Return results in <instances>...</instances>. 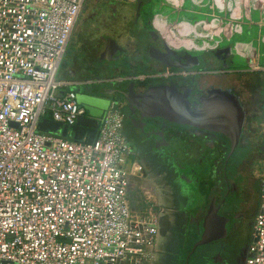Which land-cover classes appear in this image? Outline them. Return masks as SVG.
<instances>
[{"label": "built area", "instance_id": "1", "mask_svg": "<svg viewBox=\"0 0 264 264\" xmlns=\"http://www.w3.org/2000/svg\"><path fill=\"white\" fill-rule=\"evenodd\" d=\"M85 1L0 0V264L155 263L161 213L141 186L130 204L145 169L122 110L111 104L91 144L37 128L88 118L74 88L90 81L58 77ZM242 264H264V177Z\"/></svg>", "mask_w": 264, "mask_h": 264}, {"label": "crops", "instance_id": "2", "mask_svg": "<svg viewBox=\"0 0 264 264\" xmlns=\"http://www.w3.org/2000/svg\"><path fill=\"white\" fill-rule=\"evenodd\" d=\"M98 1L103 2L106 8L104 12L100 11L101 16L96 14L99 10L95 7ZM163 1L172 8L165 9L159 0H133L127 3L86 0L59 64L58 77L77 82H98L99 78L106 80L103 73H98V67L107 68L116 61L115 55L104 56L107 45L110 43L116 47L130 44V49H133L138 45L133 43L134 36H141L139 64L132 66L133 69L127 73L115 71L114 75L126 78L129 82L134 79V75L148 74L151 78L150 87L164 90L168 86L173 94L164 125L169 131L167 138L175 141L172 144L174 152L169 157L165 156L160 163L142 160L148 171L147 178L144 183L134 178L129 195L132 208L139 209L141 186L161 209V220L166 219V228L163 233L160 229L157 239L158 253L154 264H242L247 254L264 177V158L256 160L260 155L264 157V43L256 45L253 38H245L233 48L229 45L230 55L224 66L212 62L210 53L215 52L216 47L228 44L220 42L222 34L209 30L210 20H207L213 14L234 11L235 7H254L259 5L258 0H236L231 1V4L227 0ZM183 5L184 9L176 8ZM85 10H88V18L82 16ZM119 14L125 17L120 18ZM204 22L207 24H200ZM214 37H219L217 43L215 40L214 43L210 41ZM161 40L169 51L183 57V64H189L187 57H190L201 69L187 67L184 74L188 76L172 80L161 78L159 73L163 68L156 60V53L153 51L148 54L150 47L163 51ZM167 62L176 64L172 57ZM210 62L218 68L217 75L209 76L207 71ZM174 87L180 93L196 88V97L199 98L200 95L208 97L212 89L221 99L226 95H234L233 98L244 110L243 115L251 118L253 124L248 127L247 135L239 144L238 153L232 156L226 175L221 177L213 194L209 193V199H218L223 216L217 213L220 222L212 219L205 244L200 242L205 227L197 225L199 233H194L193 228H189L187 209L195 196L193 191L202 193L204 190L201 183L199 186L194 185L189 171L195 165L191 146L202 148L208 134L209 116L205 110L208 101L201 97L202 102L187 108ZM74 90L83 91L84 86L80 85ZM122 134L131 148L140 150L133 143V140L141 138L139 132L127 120L123 122ZM246 146L248 156L242 159L241 148L246 149Z\"/></svg>", "mask_w": 264, "mask_h": 264}, {"label": "water", "instance_id": "3", "mask_svg": "<svg viewBox=\"0 0 264 264\" xmlns=\"http://www.w3.org/2000/svg\"><path fill=\"white\" fill-rule=\"evenodd\" d=\"M133 39V43L138 44L137 46L133 47V49H130V44L118 45L117 47L121 48L122 51L118 52L114 56L116 58V61L112 65H108L107 68L104 66L98 67V73H103L105 76L104 79L106 80H102L101 78H99L98 82H86V84L83 85L84 90L76 92V101L86 110L88 118L79 119L75 125L69 128L60 123L43 119L38 123V130L41 132L52 134L59 133L62 137H65L69 129L74 140L81 141L84 139V143L91 144L97 136L99 120L104 117L111 104H113L120 110L128 109L131 117H133V120H137V122L142 125V128H146L150 131L148 139H151V137H159L161 139H164V143H162L163 141L161 142L162 144L157 143L158 141H155V146L159 144V146L167 147L165 146V143L169 144V142L166 140L169 131L168 129H165V125L162 122L164 118L154 115L149 116L145 114L140 108L141 102L145 99V97L148 95V92H150L151 90L149 86V80L151 79L150 76H148V74H143L140 77L134 75V79H132L130 84L127 85L128 79L114 75L115 71L127 73L133 69L132 66L134 67L135 65L139 64L140 59L138 58L141 56L139 45L140 43L142 44L141 41L143 39L139 34H136ZM114 45L116 46V43ZM148 50V54L153 51L156 53V60L159 62H161L159 57L165 56L167 54L166 48L164 47L163 51L154 47H150ZM223 51L226 53V57L230 55V48H225ZM173 57L176 59L175 56ZM96 85H98L101 89L99 88L98 90ZM174 88L175 92L179 96H184L188 100L189 105H197L199 103V98L196 97V89H192L191 92L188 93L187 91L189 90L186 89L182 93H180L176 87ZM242 129L243 119L241 115V118H239V122L237 123L234 130V137L230 138L225 131H219V133L223 137V140H221L223 149L226 147V143L230 147L225 166L227 164L228 158L232 155L233 151L238 146L240 137L242 135ZM224 140L226 143L224 142ZM149 145L151 146L152 142H149ZM202 146L203 147L199 149H197L195 146H191V155L193 158L192 160L193 162H195V165L192 166V171L194 172L193 177L196 178L195 185L199 186L201 183L202 186H205L203 181L208 179V181H206L208 182L207 184L210 186L209 182H211L212 188L214 189L216 188V186H218V174L216 171L219 167L221 155L215 147L214 153L216 154V156H210L208 159L210 153L208 150V145L204 144V140ZM174 149L175 148L173 147L172 150L174 151ZM205 163H208L210 165V171L205 174L206 176H204L203 172L201 171ZM203 198L204 204L198 209L194 210L193 214H191L192 218L196 222L202 216H205L203 218H206L208 215L210 217L209 213L211 211L214 213V220L217 219V213L218 215H220V217L223 216L218 206V199L216 197L209 201L207 193ZM165 220L166 219L163 218L159 221V229H161V233H163L164 229L166 228ZM199 245L203 246L201 243Z\"/></svg>", "mask_w": 264, "mask_h": 264}, {"label": "flooded vegetation", "instance_id": "4", "mask_svg": "<svg viewBox=\"0 0 264 264\" xmlns=\"http://www.w3.org/2000/svg\"><path fill=\"white\" fill-rule=\"evenodd\" d=\"M96 14L101 16V12L99 10H97ZM124 17H125L124 14L120 15V18H124ZM161 41H162L161 43L163 44V47L166 48L164 41L163 40H161ZM225 48H230V47H229V45L218 46V47H216L215 52L210 53L209 57L212 58V60H213L212 62L221 63V65H223V66L225 65L224 62L229 57V56L226 57V53L223 51ZM106 50L107 51L104 54L105 57L110 56V55H116L118 52L122 51L121 48H119L117 46L116 47L111 46L110 43L107 45ZM166 51H167V54L165 56L159 57L161 60V62H159V63H161L160 66L163 68V70H166V72H163V70L161 71V73H160V75L162 76L161 78L172 80L174 78H179L182 76L183 77L188 76L187 73L189 71L186 73L187 75H185L184 74L185 69L195 68V67H197L198 69H201V66L193 58L187 57L189 64H183L182 63V59H183L182 56H178L176 53L169 51L167 48H166ZM173 56H175L177 60ZM171 57L175 59V61H176L175 65L169 64V62H167V61H170ZM170 68L172 70L169 71ZM207 72L209 73V76L217 75L219 73L218 68H216L215 65H213V63H211V62L208 64V71ZM166 74H168V75H166ZM136 76L140 77L142 75H136ZM130 82H131V80L129 82H127V85L130 84ZM192 82H193V80H192ZM171 83H172V81H171ZM150 89H151L150 92H148V95L145 97V99L140 104L141 110L149 116L154 115V113H155V114H159V117L165 118L166 117L165 114H167L169 112V106H170L169 103L173 99V94L170 90V87L167 86L166 89H164V90H162L160 88L154 89L152 87H150ZM193 89H196V88H193ZM174 90H175V88H174ZM188 90L189 91H187V93L191 92L192 89H188ZM196 93H197V89H196ZM208 95H209L208 97L204 96V95L203 96L200 95V97H203L204 100L206 99L208 101V103L205 107L206 113L209 116V122L207 123L208 134L206 135V138L204 140V144L208 145V150L210 153V155L208 156V159L210 156H212V157L216 156V154L214 153L215 147H216L217 151L219 152V154L221 155L219 167L216 171L218 174L217 180H218V185H219V183L221 181V177H224L227 173V169L229 167V163H230L232 156L235 155V153H238V150L240 148L239 144H241L243 137H245V135H247L248 127L250 125L253 126V124H252L251 118L249 119L248 116L246 117V115H243L244 110L240 104H237L236 99L233 98L234 95L232 97L229 95H226V96L222 97V99H221L218 97L219 94H217V92L214 91L213 89L210 93H208ZM180 97L182 98L181 100H182V103L184 104V106L187 105V108H188L190 106L188 104V100L184 96H180ZM197 98H199V96H197ZM159 100H161V101L157 102ZM199 102H202V100L200 98H199ZM122 111L124 114L123 122L125 120H127V122L135 130H137L139 132L138 135H140V137H141L140 139H138V141L133 140V143H135L137 145L136 147L140 150L138 151L136 149L138 151L137 152V151H135V149L131 148L134 150L136 157L139 159L141 165H143L142 160H144V161L149 160V161L154 162V163H160L162 160H164L165 156L169 157L170 153L174 152L172 150L174 147L173 145L175 144L174 139H169V138L165 137L166 140L169 142V144L165 143V146H167V147L159 146V144H157L156 145L157 147H156L154 145V144H156L155 141L156 142L158 141L157 143H161L163 141L162 143H164V139H161L159 137H155V138L151 137V139H148L149 138L148 135H149L150 131L146 128H142V125L139 124V122H137V120H135V119L133 120V117H131L128 109H124ZM241 115H242V119H243L242 135L240 137L237 148L233 151L232 155L228 158L227 164L225 166V162L227 160V156H228L230 147H229V145H227V143L224 140V142L226 143V147L223 149V146L221 144V140H223V137L221 136L219 131L223 130L227 133V135L230 138L234 137V130H235L237 123L239 122V118H241ZM162 122L164 124V120ZM167 136H168V134H167ZM147 139L150 141H148ZM149 142H152L151 146L149 145ZM247 149H248L247 146H246V149L241 148L242 153H243L242 159L244 157L248 156L247 155V152H248ZM260 156L257 157V159H256L257 161H260L262 158H264L262 155H260ZM172 157H174V156H172ZM143 167L145 169L144 171H145V179H146L148 171L144 165H143ZM201 171L203 172L204 176H206L205 174L210 171V165L208 163H205L203 165V168ZM189 172L191 173V176H192V179H193V182L195 185V179L196 178L193 177L194 172L192 171V169H190ZM133 179L134 178H132V180ZM206 181H208V179H206L204 181L205 186H203L204 190L202 193H199L197 190L193 191L195 196H193V198L191 199V204L189 205V207L187 209V213H189V215H188L189 216V218H188L189 219V221H188L189 228L191 229V227H192L194 230V233L195 232L199 233L198 226L200 227V224H201L205 227V232H204V234L200 240V242L202 241L203 243L208 238L207 237V235H208L207 231L209 228V224H211V222H212L214 213L211 211L209 213L210 217H209V215L206 218H203L205 216H202L197 222L192 218L191 214H193L194 210L198 209L199 207H201L204 204V198L203 197L205 194L208 193V200L209 201L213 199V198L209 199V193L213 194L215 188L214 189L212 188L211 182H209L210 183V186H209L207 184L208 182H206ZM132 183H133V181H132ZM207 185L209 186V188ZM160 219H161V216H160ZM214 222H219V221H218V219H216V221H214ZM191 223H192V225L195 224L196 226L195 225L192 226Z\"/></svg>", "mask_w": 264, "mask_h": 264}, {"label": "rangeland", "instance_id": "5", "mask_svg": "<svg viewBox=\"0 0 264 264\" xmlns=\"http://www.w3.org/2000/svg\"><path fill=\"white\" fill-rule=\"evenodd\" d=\"M231 1L235 2L236 0H230V1L227 0L229 4H231ZM159 4L161 6L164 5L165 9L172 8V6L165 3L163 0H159ZM258 4L259 5H256L254 7L252 6H242L240 8L235 7L234 11L233 10L230 12L224 11V13L213 14L207 20V21L210 20L209 30H212L214 33L222 34L220 37L221 39L220 42H222V44H228L232 48L236 46V44L241 40L250 37L253 38L252 40L256 45H259L262 42L264 43V0H258ZM95 7H97L101 12H104L106 10L104 3L100 1L96 3ZM176 8L184 9L185 7L183 5V6H177ZM82 16L88 18L89 17L88 10L83 11ZM206 22L200 24H207ZM213 23L215 25H213ZM244 27H246L247 29L245 30ZM223 28H225V31ZM218 39L214 37V39L211 38L210 41L214 43L213 40H215V43H217ZM96 87L99 90L100 87L98 85H96ZM156 209L157 212L159 213L162 212L159 207H157Z\"/></svg>", "mask_w": 264, "mask_h": 264}]
</instances>
